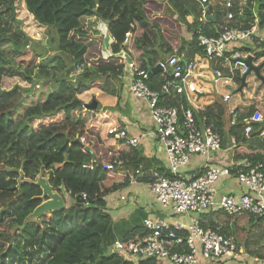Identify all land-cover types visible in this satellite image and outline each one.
Returning a JSON list of instances; mask_svg holds the SVG:
<instances>
[{"label": "trees", "instance_id": "trees-1", "mask_svg": "<svg viewBox=\"0 0 264 264\" xmlns=\"http://www.w3.org/2000/svg\"><path fill=\"white\" fill-rule=\"evenodd\" d=\"M167 1L191 29L185 58L204 55L198 33L216 36L222 31L218 25L222 20L223 0L207 7L205 21L202 19L205 9L196 0H0V48H7L4 55L0 54V223L6 221L13 228L11 233H0V264H135L109 249L112 219L105 201L106 195L126 187L131 177L100 167L102 162L118 158L127 166L129 160L118 148H113L118 143L128 145L108 133L109 128L119 127L110 125L104 140L111 143L99 154L96 148L99 144L91 143L96 134L86 128L95 116L96 108L87 106L93 98L86 103L80 97L99 86L103 92L119 98L115 81L123 65L116 53L121 48L131 54L138 68L150 71L162 51H173L163 41L159 45L151 44L148 32L160 25L158 14L163 12ZM246 3L243 16L237 14L236 22L227 23L226 28L249 27L253 14L258 16L260 25L264 23V0H246ZM17 7L18 11L27 13L30 21L17 16ZM188 15L193 17L192 23L186 20ZM243 17L247 18L243 20ZM98 21L105 22L107 31L115 38L110 54L105 53L106 32L98 28ZM32 25L44 29L42 40L39 31H28ZM35 32L39 37L36 38ZM50 32H54V37L49 41ZM128 32L131 34L124 43ZM28 41L42 46L51 42L55 48L46 56L33 52L25 61L22 46ZM260 44L264 46V40ZM260 56H264V49L257 51L256 58ZM78 64L84 65L79 73L75 70ZM3 75L18 76L28 85L18 83L2 89ZM164 80L162 71L152 73L151 88L158 90ZM164 96L163 104L188 106L183 96L173 93ZM255 111L264 115V110L255 108L245 114L251 116ZM195 115L213 123L216 130L221 129V104L214 103ZM230 133L245 147L258 136L253 130L245 137L241 124L232 126ZM243 156L253 164L264 162L250 145L243 149ZM89 163L97 166L92 170L82 167ZM40 175H49L48 181L55 190L64 185L68 199L63 209L29 219L28 215L42 201V190L34 183ZM135 178L140 182L153 181L148 173ZM207 213L200 216L204 227L233 236L235 218L221 211ZM219 214L226 218L223 225ZM248 217L253 224L264 223V215ZM147 233L138 226L121 240L137 241ZM177 233L185 235L181 231ZM244 247L249 254L264 259V252L250 250L248 243ZM180 248L186 250L185 246ZM137 264L161 263L150 258Z\"/></svg>", "mask_w": 264, "mask_h": 264}, {"label": "built area", "instance_id": "built-area-1", "mask_svg": "<svg viewBox=\"0 0 264 264\" xmlns=\"http://www.w3.org/2000/svg\"><path fill=\"white\" fill-rule=\"evenodd\" d=\"M196 1L204 7L203 17L206 16L207 7L213 5L212 0ZM221 5L223 14L218 26L222 31L216 36L199 32L198 44L204 51V60L212 66V73L216 78L222 77L224 71L230 72L232 77L236 74L238 77H244L251 71L246 59H254L255 56L253 53L241 54L234 51L232 44L250 38L259 19L254 14V25L251 27L226 28L227 23L236 22V15L243 13L247 3L246 0H223ZM98 28L106 32L112 43L115 42V38L107 31L105 22L98 21ZM130 34L126 33L124 43L128 42ZM117 55L123 65L131 94L147 104L152 127L147 133L141 134H128L120 127H111L108 133L131 147L139 146L145 135H151L163 145L168 172H149L153 177V181L149 183L150 191L157 204L170 208L174 215L188 216L189 222L169 224L161 219L144 218L142 226L148 233L137 241H115L116 250L135 264L150 258L160 261L161 264H264V259L249 254L233 236L202 225L200 216L206 212L221 211L225 216L232 218L263 216L264 163L214 162L219 157L222 138L213 123H207L195 115L196 111L204 110L193 102V98L201 93L198 87L201 73L197 61L178 53L158 59L154 66L160 67L165 74V80L156 90L150 86V70L138 68L123 48ZM252 64L261 65L259 71L264 79V57ZM83 67V64H78L76 72L79 73ZM170 93L183 96L188 106L180 105L178 108L177 105L163 104L165 96L162 98V94ZM229 99L230 94L223 96V101ZM229 113L230 126L241 124L246 136L253 132L254 125L264 121L260 111L242 117L241 122L237 109H231ZM259 134L264 140V127ZM193 156L200 157L202 162L198 170L187 172L186 167ZM96 166V163L82 165L90 170ZM100 167L115 171L124 167V163L118 158L111 162H102ZM136 174L143 173L137 169ZM229 177H234L245 192L216 197L217 182ZM121 200H125V197L122 196ZM178 231L185 235L178 234ZM181 246H185L186 250L180 248Z\"/></svg>", "mask_w": 264, "mask_h": 264}, {"label": "crops", "instance_id": "crops-1", "mask_svg": "<svg viewBox=\"0 0 264 264\" xmlns=\"http://www.w3.org/2000/svg\"><path fill=\"white\" fill-rule=\"evenodd\" d=\"M256 9L257 5L254 10L256 11ZM207 18L208 17L206 16L202 17V19H204L203 21H205ZM246 18L247 17H243V20H245ZM252 25H254L253 21L251 22V25L249 27H251ZM263 40L264 23L262 25L258 23V25L255 24V30L250 38L241 42L238 41L236 43H233L232 49L241 54L253 53L255 58L251 59V62H259L260 59L264 56L256 58V53L257 51L264 49V46L260 44V42ZM103 41L105 53L110 54L112 51L110 46L112 42L110 41L109 36H106ZM243 48L246 50H243ZM180 51L177 52V49H174L172 52L166 55L178 53L182 54V56L185 57L184 51ZM127 54L128 58L133 60L131 54L129 52H127ZM166 55L160 56V58H163ZM203 57V55L196 54L193 58L197 61L199 71L201 73V77L198 81V87L201 90V93L196 98H193V102L202 109H205L213 105L214 103L221 104L223 107V123L221 129L217 130L222 138V148L218 155L219 157H217L214 162L222 164L252 163V161L248 160L246 156H243V149L247 148L248 145H250L251 148L254 149L255 154H259L264 159V141L262 136L259 134L261 128L264 127L263 121L260 124L254 125L255 127H253V130L258 132V136L255 139H251L247 143L248 145L246 147L241 146L242 142H237L235 137L230 133V129L232 126H230L229 123V111L231 109H237L240 115V122L242 121V117L247 116L245 113H248L251 108L264 110V91H249V84L246 85L247 75L249 73H252L253 71L251 70L245 76L244 85H242V77H238L237 74L232 77V75L228 71H224L222 77L216 78L212 73V66L209 63L207 64ZM200 65H203V67H200ZM210 68L212 71L211 78L214 79V81L235 83L238 87V92L242 95V98L240 94L236 93L235 95H233L229 91H224L217 95L210 93L209 90L203 85L204 82H206V79H210V77L208 76V70H210ZM253 73L255 74V72ZM259 74L262 77L260 71ZM261 77L258 78L262 80V85H264V79L263 77ZM115 83L117 84V88L119 89V98L117 96L103 92L99 88V86L91 88L90 90H88V95L80 97L83 102L91 101V97L93 98V100L97 101L96 109L93 110L95 116L92 117V121L87 124L86 128L92 130V132L96 134V137L93 138V142L91 141V143H93V145L99 144V147H96L99 151V154L101 151H103L104 148L109 147L108 144L111 143V140L109 139L104 140L106 136V128L110 125L119 126L120 128L126 130L128 134L147 133L152 127V121L147 104L145 103V101L138 99L131 94L123 70ZM226 94H230V99L228 101H223V96ZM202 99H205V101H203ZM122 108L126 109V112H123L121 110ZM249 135L244 136L249 137ZM232 139H234V141ZM261 140L263 141V144L261 143ZM115 148H118V152L122 153L125 156L124 158L129 160L127 166H125L124 168L116 169L117 173L126 175L131 178L129 184L126 187L118 191L111 192L105 196L107 211L112 219L111 233L109 237V249L115 251L116 248L113 243L117 240H121L124 234L131 229L142 226L144 218L152 217L161 219L169 224L176 222H189L188 216L174 215L170 208H163L162 206L157 204L154 200L153 194L150 191L149 183L140 182L135 178L143 176L145 173L149 174V172L151 171H158L161 173L168 172L163 145L151 135H145L140 140V144L137 147H124L123 145H120L118 143L114 146L113 149ZM200 162H202L200 157L193 156L190 163L186 167V171L193 172L198 170ZM137 169H140L143 174H136ZM216 188V197H219L222 194H242L245 192V189L239 185L234 177H229L227 179L218 181L216 184ZM122 196L125 197V200H121ZM212 213L213 212H208L207 214L212 215Z\"/></svg>", "mask_w": 264, "mask_h": 264}, {"label": "rangeland", "instance_id": "rangeland-1", "mask_svg": "<svg viewBox=\"0 0 264 264\" xmlns=\"http://www.w3.org/2000/svg\"><path fill=\"white\" fill-rule=\"evenodd\" d=\"M217 0H212L211 3L214 5ZM2 14L0 13V16ZM17 16L23 17L24 21H30L29 16H27V13L24 11H18L17 7ZM160 18L158 20L160 21V25L156 26V28L150 30L148 29V32L150 34V43L151 44H160L161 41L163 43H166L167 45H170L173 50L174 49H180L185 52V47H187V41L191 38V29L187 26L185 22H183L179 17L176 15V10L169 5V1L165 3L164 10L161 12V14H158ZM186 20L189 23H192L193 17L191 15L186 16ZM36 25H32L31 28L28 31L34 30L39 31V34L34 33V35L39 37V39L42 40L44 35V29H38L34 27ZM157 29V30H156ZM54 32L49 33V41L52 37H54ZM4 44V43H3ZM47 46V47H46ZM184 47V48H183ZM3 48V47H2ZM0 48V54L4 55L3 52L7 51V48ZM55 48V44L48 43L47 45L42 46L41 44H35L32 41H28L27 44L22 46V51L26 53L25 57L23 59L29 60L30 55L35 53H41L43 55H48L52 49ZM107 50V49H106ZM168 54V52L162 51L161 56ZM200 67H203V65ZM211 68L208 70V76L210 79H206V82H204V86L209 90L212 94H219L224 91H229L233 95L236 93L240 94L238 91V87L235 83L231 82H222V81H214V79L211 78ZM213 77V76H212ZM226 81V80H225ZM20 83L21 85H28L26 83H23L21 79L18 76H7L3 75L1 80V88L2 89H9L13 87L14 85ZM249 84V91L257 92L258 90H261V92L264 91V85H262V80L259 79L253 72L249 73L247 75V83ZM87 94V93H85ZM83 94V96L85 95ZM241 98L242 95L240 94ZM205 101V99H202ZM123 112H126V109H121ZM221 215V216H220ZM220 216V224L226 223V218L222 214H219ZM236 223V231H233V236L236 237V239L240 242H237L240 245L245 246V243H248L249 249L252 251H260V253L264 252V223L261 224H253L248 216H240L236 217L232 224ZM13 231V228L9 226V224L5 221L3 223H0V233H11ZM0 243H2V240L0 239ZM114 244V243H113ZM245 248V247H244ZM253 255V254H252ZM256 256V255H253ZM247 264V263H245Z\"/></svg>", "mask_w": 264, "mask_h": 264}, {"label": "water", "instance_id": "water-1", "mask_svg": "<svg viewBox=\"0 0 264 264\" xmlns=\"http://www.w3.org/2000/svg\"><path fill=\"white\" fill-rule=\"evenodd\" d=\"M208 17V15H206ZM246 63L249 66V69L255 72L258 77H261L259 74V69L261 65L253 66L251 58L246 59ZM161 71L159 66H154L149 72L151 76L152 73ZM262 78V77H261ZM242 85L245 84V76L241 78ZM88 108L95 109L97 106V101L92 100L91 103L87 104ZM264 123V121H263ZM49 175H40L37 180L34 182L42 190L40 198L42 199L33 211L28 215L29 219H37L45 215L50 211H59L65 207L66 200L68 199V192L65 189L64 185L59 187V191L55 190L52 185L49 183Z\"/></svg>", "mask_w": 264, "mask_h": 264}]
</instances>
